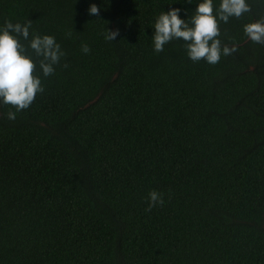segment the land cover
I'll return each mask as SVG.
<instances>
[{"label":"trees","instance_id":"obj_1","mask_svg":"<svg viewBox=\"0 0 264 264\" xmlns=\"http://www.w3.org/2000/svg\"><path fill=\"white\" fill-rule=\"evenodd\" d=\"M200 2L0 0V28L65 53L15 120L0 102V264H264V44L244 32L264 0L219 23L237 51L215 65L157 53L159 15Z\"/></svg>","mask_w":264,"mask_h":264},{"label":"clouds","instance_id":"obj_2","mask_svg":"<svg viewBox=\"0 0 264 264\" xmlns=\"http://www.w3.org/2000/svg\"><path fill=\"white\" fill-rule=\"evenodd\" d=\"M187 2L192 3V0ZM250 11L246 0H221L214 14L213 0H202L187 20L180 18L179 8L162 12L154 24V50L162 52L166 44L182 39L193 62L205 59L215 65L222 54L227 56L237 51L235 46H221L219 23H227L230 17L239 19ZM88 12L89 15L98 16L100 9L92 4ZM31 27L32 21L28 20L24 24L5 21L3 28H0V102L16 109L7 114L9 120H15L16 113L29 108L37 94L44 91L38 71H42L44 77L54 74V66L65 55L53 36L33 35L29 40ZM244 32L252 42L264 44V18L246 24ZM118 35V29H106L105 39L113 41ZM22 41H27V44ZM81 50L85 54L90 52L86 44ZM163 203L162 194L152 191L146 211Z\"/></svg>","mask_w":264,"mask_h":264}]
</instances>
